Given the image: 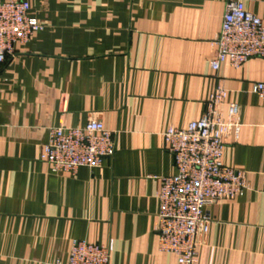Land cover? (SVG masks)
I'll list each match as a JSON object with an SVG mask.
<instances>
[{
    "label": "crops",
    "instance_id": "obj_1",
    "mask_svg": "<svg viewBox=\"0 0 264 264\" xmlns=\"http://www.w3.org/2000/svg\"><path fill=\"white\" fill-rule=\"evenodd\" d=\"M44 25L0 63V264H57L77 239L105 244L110 264H176L158 249L160 178L175 173L168 126L204 111L216 81L220 108L238 105V138L222 162L248 188L208 206L197 264H264V58L214 72L210 40L227 0H27ZM264 25V0H242ZM96 119L113 131L99 168L50 171L48 129Z\"/></svg>",
    "mask_w": 264,
    "mask_h": 264
},
{
    "label": "built area",
    "instance_id": "obj_2",
    "mask_svg": "<svg viewBox=\"0 0 264 264\" xmlns=\"http://www.w3.org/2000/svg\"><path fill=\"white\" fill-rule=\"evenodd\" d=\"M43 27L27 0H0V63L14 55L16 43L28 41ZM210 47L209 65L214 72L223 62L238 68L250 57L264 58V25L245 9L242 0H227ZM251 91L264 105V82H254ZM226 96L227 89L217 80L199 118L181 128L168 126L162 133L176 171L160 178L155 229L158 249L172 253L176 264H197L198 246L212 221L208 206L218 199H233L248 188L245 171L222 162L225 138L237 139L240 132L238 105L230 103L225 111L220 108ZM115 133L96 119L82 126L51 127L39 158L52 172L99 168L114 154ZM57 264H110V249L77 239L71 243L67 260Z\"/></svg>",
    "mask_w": 264,
    "mask_h": 264
}]
</instances>
